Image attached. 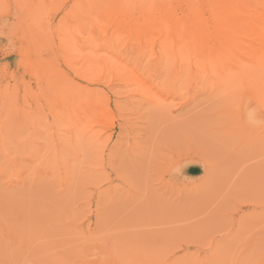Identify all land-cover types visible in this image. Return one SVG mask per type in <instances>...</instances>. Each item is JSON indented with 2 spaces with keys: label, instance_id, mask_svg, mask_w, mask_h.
Returning a JSON list of instances; mask_svg holds the SVG:
<instances>
[{
  "label": "rangeland",
  "instance_id": "obj_1",
  "mask_svg": "<svg viewBox=\"0 0 264 264\" xmlns=\"http://www.w3.org/2000/svg\"><path fill=\"white\" fill-rule=\"evenodd\" d=\"M49 1L0 0V264H264V66Z\"/></svg>",
  "mask_w": 264,
  "mask_h": 264
},
{
  "label": "bare ground",
  "instance_id": "obj_2",
  "mask_svg": "<svg viewBox=\"0 0 264 264\" xmlns=\"http://www.w3.org/2000/svg\"><path fill=\"white\" fill-rule=\"evenodd\" d=\"M59 1L61 2V0ZM59 1H57L58 4L60 3ZM188 1L192 0H75L73 5H71L73 9L71 8L69 16L77 23L74 24L81 25V28L82 26H90V24L94 25L93 27L96 25V28H98L96 19L89 17L91 13L89 12V15H87L82 7L87 5L86 8H90L91 11L92 9H101L103 12V22L105 21V23L107 22L108 24H111L116 21L118 23L113 26V30L111 29L112 33H110L112 35L114 33L117 35V32H119L118 34H121L122 36L127 34L128 36H131V39L133 38L132 36H134L140 41L146 39L160 40L162 47L166 46L167 48L170 44H174L175 48L183 53L194 57H203L204 64L210 72L222 69L236 72H251L264 66V0H198L191 4L187 9H184L185 11L182 10L178 12L182 2ZM49 2L53 3V0H50ZM79 6H81V8H79ZM87 20L90 24H87ZM61 33L64 38L68 36L65 32ZM111 34H109V36ZM24 36L27 40L29 39L26 37L28 34ZM62 36L60 38H62ZM103 36L106 37L105 34ZM119 38L121 37L119 36ZM66 39L67 37L63 42H65ZM86 44L87 43L84 45ZM26 46L28 47V45H25L23 48L25 52ZM65 47H67V45ZM117 49L118 48H116V50ZM67 50H64V53H66ZM37 53H35V56ZM93 58L95 59L96 57ZM104 58H106V56L103 57V59ZM108 58H110V56H107L104 63L109 61ZM102 61L101 64L99 63L100 61H97L98 63L94 61L95 63L91 64L96 66L100 64L106 68L107 66L110 67L109 63H107V65L105 64V66ZM37 63L33 62L32 64ZM113 65L114 64H112L111 67L115 68L116 65ZM103 66H101V68L104 69V74L107 76L106 72L109 71L105 70ZM117 67L118 64L115 69H117ZM131 68L132 67H130V69ZM130 69L128 71L135 72ZM112 73L114 74V72ZM54 90H56V88ZM54 94L56 95V93ZM257 104L258 102L256 103V109H259ZM252 108L255 109L254 105ZM95 109L97 110V108Z\"/></svg>",
  "mask_w": 264,
  "mask_h": 264
},
{
  "label": "clouds",
  "instance_id": "obj_3",
  "mask_svg": "<svg viewBox=\"0 0 264 264\" xmlns=\"http://www.w3.org/2000/svg\"><path fill=\"white\" fill-rule=\"evenodd\" d=\"M249 123L253 124L254 126L260 127L264 126V120H251ZM185 167L184 165H180L178 167H175L172 171L174 175H179L182 171V169Z\"/></svg>",
  "mask_w": 264,
  "mask_h": 264
}]
</instances>
